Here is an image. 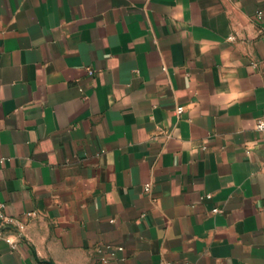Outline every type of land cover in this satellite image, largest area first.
<instances>
[{
	"label": "crops",
	"instance_id": "obj_1",
	"mask_svg": "<svg viewBox=\"0 0 264 264\" xmlns=\"http://www.w3.org/2000/svg\"><path fill=\"white\" fill-rule=\"evenodd\" d=\"M259 120L264 0H0V264H264Z\"/></svg>",
	"mask_w": 264,
	"mask_h": 264
},
{
	"label": "built area",
	"instance_id": "obj_2",
	"mask_svg": "<svg viewBox=\"0 0 264 264\" xmlns=\"http://www.w3.org/2000/svg\"><path fill=\"white\" fill-rule=\"evenodd\" d=\"M261 16H262V13L259 12L258 13V18L260 19ZM183 113H184V108L183 107H178L177 108V114L178 115H182ZM256 130L264 135V120L257 121ZM247 152L250 153V150H248ZM150 189H151L150 185H146L145 191L149 192ZM206 198L210 199L211 195H207ZM212 212L213 213H219L220 210L219 209H214ZM13 226L18 228V229H20V230L23 229V225H21L18 221H16L15 219H13L11 217H8L5 214V204L2 201H0V239L4 240L9 245H11L13 247H16V244L11 239V237L5 235V231L9 227H13ZM105 249H106V252L108 253L109 257L112 258V259L116 258L117 254L124 250L123 247H112L110 245H107L105 247ZM106 263H108V259L104 258L103 259V264H106Z\"/></svg>",
	"mask_w": 264,
	"mask_h": 264
}]
</instances>
